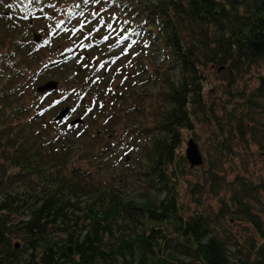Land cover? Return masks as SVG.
<instances>
[{"label":"trees","instance_id":"1","mask_svg":"<svg viewBox=\"0 0 264 264\" xmlns=\"http://www.w3.org/2000/svg\"><path fill=\"white\" fill-rule=\"evenodd\" d=\"M32 16L49 24L47 51L25 37ZM110 42L124 54L131 45L134 59L114 65ZM48 67L67 105L54 100L46 119L20 95ZM210 73L220 75L217 93L230 107L204 97ZM66 106L72 120L87 111L79 133L58 130ZM196 126L208 128L219 158L231 157L235 141L264 153V0H0V264H184L169 250L187 264H231L214 233L229 214L259 238L238 252L240 264H264V228L253 212V203L264 205V178L229 183L212 162L191 168L179 153L183 131L194 142ZM140 142L144 194L135 202L121 181H97L94 171L103 153ZM196 170L204 184L187 193L200 195L207 182L216 206L188 215L180 181Z\"/></svg>","mask_w":264,"mask_h":264},{"label":"rangeland","instance_id":"2","mask_svg":"<svg viewBox=\"0 0 264 264\" xmlns=\"http://www.w3.org/2000/svg\"><path fill=\"white\" fill-rule=\"evenodd\" d=\"M35 23H36V26L34 27V30L29 31L28 34H25V37H28L30 40H32V37L34 36L35 33H40L41 34L40 40L37 43L41 42L43 44L49 37V24L47 22V25H46L45 20L36 21ZM77 31L75 32V34H77ZM84 39H86V35H84ZM109 45L110 47L105 50V55H106V58L107 57L110 58L111 56L115 58V56H117L115 58L114 65L116 64V65L122 66L123 64L128 63V61H132L134 59V56H132V53H134V51L131 47L129 48V53L124 54L119 50V48H111L114 46L113 42H110ZM90 51H91L90 54H93V52H97V53L99 52V50L97 51L90 50ZM122 56H125V57H122ZM72 64H73V61L64 63V65H66L65 68H72ZM98 65L100 66V69H101L103 66L109 65V64H107L105 61V63H99ZM87 71L90 73L89 70ZM68 72H71V71H68ZM40 74L36 76L37 78L33 84L31 82V86L27 87L25 90L24 89L22 90L21 95H20L21 104L28 106L29 109H31L32 111L33 110L37 111V109L39 110V107L37 108V105H40L41 107L43 105H46V103L47 104L49 103L50 108H53V105L55 104L54 100L59 99V98H53V95H55L54 94L55 92L52 95L47 96V99L45 100L40 98L41 94L36 92V88L44 85L45 83L50 82L49 81V67L44 69L43 72ZM27 76H29V74L24 76V79ZM209 80H210L209 81L210 83H208V85L204 87V97H206L208 102L213 100L216 105L226 104L228 107H230V105L227 104L228 98L222 95L221 93L220 94L217 93L219 92L221 88H224L220 75L216 73H210ZM255 86H257L256 83L253 84V87ZM57 88H60V87H57ZM59 97L62 98V95H59ZM95 101L99 102L98 100H94L93 102ZM62 102L63 100L60 103ZM148 102H149V99H147V94H143L142 103L145 104V108L147 107L146 105L148 104ZM63 105H67V104L62 103L61 106ZM59 108L60 107H58L55 110V112L58 111ZM83 109L84 107H81L80 110L83 111ZM55 112H53V114ZM84 112L86 111L84 110L83 112H80L81 115L83 114L84 116L83 117L84 123L80 126L77 125L76 128H73L74 133H79V131L81 130L80 127L84 128L86 126V121L89 118V116L88 114L84 115ZM116 112L118 116L123 115L119 111V109ZM147 112H148V109H146L145 116H147ZM33 113L34 112H29V114L31 115ZM44 116L46 119H49V111L48 113H45ZM104 123L105 121L103 122V125ZM96 124L98 125V119L96 120ZM97 125H95L94 128H97L99 126ZM66 126H67V123H63L62 125L60 124L58 127V130L66 131L67 130ZM207 129L208 128L206 126H201V127L196 126V129L194 131L195 136H191V138L197 144L198 150L202 155L204 166H206L205 164L206 162H212L213 165L215 166V170L219 173V175L223 176L229 183L234 181V179L237 176H242L246 178L253 185L254 184L256 185L260 180L264 178V171H263L264 170V153L260 152L258 145L249 143V145L246 147L240 141H235V143L232 144V151L234 150L233 153L232 151H230L231 157L227 155L225 157L222 156L223 158H219L220 154L215 149H213L212 140H211L212 138L210 139V133ZM118 131L120 132V130L118 129L117 134L112 136L116 140L117 143L120 140ZM190 135L191 133L183 131L182 148L180 149L179 154L184 155L186 144L190 138L189 137ZM106 138L107 137L104 136L101 140V142L104 145H105L104 141L106 140ZM258 141L259 143H261V139H259ZM124 147L120 148V145L118 144L113 151L114 155L106 154V153L105 154L103 153L101 155V157H103L104 155V157L106 158V163L103 164L104 161H97L96 166L98 168H95V171H94L96 172V179L97 181L103 180V181H110V182L117 180L114 183L117 186H118V182L121 181L122 184L120 183L121 184L120 189L123 194V197L127 200L129 199L135 202H141L143 200L141 194H144L143 178L142 176H140L142 174V169L144 168V154L140 150L142 145H141V142L138 143V145L135 143H130V144L128 143L127 145H124ZM229 149L231 150V148ZM100 150L101 149H99V151ZM199 171L200 170L193 171V174L188 173L187 174L188 177L180 181V186L182 187V193H181V201H182V206H183L182 210L188 215H191V214L193 215V212H197V211L204 212L205 214L211 213L212 211L210 210L209 212L208 210L209 206H213V208L216 206L215 199H213V197L211 198L208 192L209 183L207 182L205 183L203 192L200 195L194 196V195H189L187 193L188 185L195 184L197 182L200 184H204L202 172L200 173ZM145 193L147 194V192ZM223 194H226V193L223 192ZM253 208H254L253 212L259 217L260 221L262 222V226L264 228V205L259 206L253 203ZM23 218L25 219V217ZM218 224L219 225L214 226V233L218 236L220 240H223L227 244L226 251L229 257V261L231 262V264H240L239 260L242 259V255L239 254L238 252H241L242 254L247 252L248 243L251 241H254L258 244L259 238L257 234L255 233L252 225L247 223L245 218L241 216L237 217L233 214L226 215L225 218L221 219ZM125 225L127 226V229L129 230H133L134 228L137 229V226L135 227L133 223L126 222ZM127 232L131 233L132 231H127ZM13 243L18 244L20 243V240L19 239L13 240ZM235 243L239 244V246H235ZM169 251L171 255H174L177 258V260L183 262L184 264H187L189 262V260L186 257L182 256L181 254L174 253L172 250H169ZM169 251H165L164 254L165 255L168 254ZM22 258H28V256L25 255ZM96 264H99V263H96Z\"/></svg>","mask_w":264,"mask_h":264},{"label":"water","instance_id":"3","mask_svg":"<svg viewBox=\"0 0 264 264\" xmlns=\"http://www.w3.org/2000/svg\"><path fill=\"white\" fill-rule=\"evenodd\" d=\"M55 88H56V83L49 82L48 84L38 88V92H42L45 90H54ZM68 112H69L68 108H63L60 111L59 115L55 118V121L65 119L68 116ZM76 122L77 121H74L72 122V124H75ZM185 156L191 168L200 166L203 163L202 156L198 150V147L192 140H189L186 144Z\"/></svg>","mask_w":264,"mask_h":264},{"label":"flooded vegetation","instance_id":"4","mask_svg":"<svg viewBox=\"0 0 264 264\" xmlns=\"http://www.w3.org/2000/svg\"><path fill=\"white\" fill-rule=\"evenodd\" d=\"M36 21H41V20L40 19H36V20L30 19L28 21V22H30L31 25H33V29L36 26V23H35ZM45 29H44V31H45ZM40 35H41L40 33H35L33 36V41L39 42L40 38L38 36H40ZM46 41H47V43H46ZM46 41H45L46 45L43 46V49H45V51L49 50V37ZM37 44H40V43H37Z\"/></svg>","mask_w":264,"mask_h":264},{"label":"snow or ice","instance_id":"5","mask_svg":"<svg viewBox=\"0 0 264 264\" xmlns=\"http://www.w3.org/2000/svg\"><path fill=\"white\" fill-rule=\"evenodd\" d=\"M85 2H87V0H85ZM108 27L111 28V25H109ZM104 39L107 40L108 37L105 36ZM123 39H126V37H121V40H123ZM118 43H119V41H118ZM133 43H135V42L133 41ZM129 47H131V45H129Z\"/></svg>","mask_w":264,"mask_h":264}]
</instances>
